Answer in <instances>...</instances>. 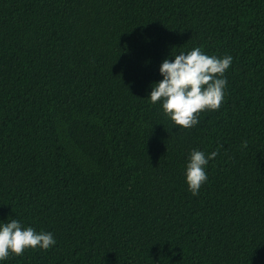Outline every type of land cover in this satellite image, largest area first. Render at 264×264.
Here are the masks:
<instances>
[{
  "label": "trees",
  "instance_id": "1",
  "mask_svg": "<svg viewBox=\"0 0 264 264\" xmlns=\"http://www.w3.org/2000/svg\"><path fill=\"white\" fill-rule=\"evenodd\" d=\"M233 57L189 129L148 98L165 59ZM247 142V147L243 143ZM218 155L193 196L191 151ZM0 264H264V0H0Z\"/></svg>",
  "mask_w": 264,
  "mask_h": 264
},
{
  "label": "clouds",
  "instance_id": "2",
  "mask_svg": "<svg viewBox=\"0 0 264 264\" xmlns=\"http://www.w3.org/2000/svg\"><path fill=\"white\" fill-rule=\"evenodd\" d=\"M174 59L165 58L159 67L162 80L151 85L148 96L153 104L160 103L164 115L177 127L189 129L199 123L203 111H216L226 95V71L233 57L206 55L200 47L180 52ZM247 147V142L243 143ZM218 155V150L207 155L193 149L186 164L185 176L188 190L193 196L206 183V166ZM56 244L51 232H37L12 219L0 223V260L20 256L28 249L48 250Z\"/></svg>",
  "mask_w": 264,
  "mask_h": 264
}]
</instances>
